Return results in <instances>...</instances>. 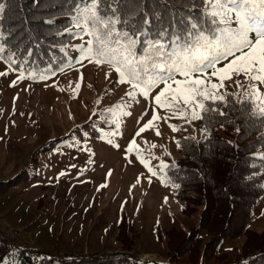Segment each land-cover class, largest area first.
<instances>
[{
    "label": "rangeland",
    "instance_id": "rangeland-1",
    "mask_svg": "<svg viewBox=\"0 0 264 264\" xmlns=\"http://www.w3.org/2000/svg\"><path fill=\"white\" fill-rule=\"evenodd\" d=\"M69 57L77 61L81 53L74 50ZM0 72L7 73L0 75V245L25 248L37 257H88L123 253L131 238V253L140 262L168 264L169 237L161 233L187 234L198 226L199 212L183 214L160 164L180 158L177 141L190 136L201 119L158 120L161 135L151 128L135 136L151 119L153 101L127 97L130 86L116 83L117 74L107 65L85 60L43 80L27 78L32 72H23L26 78L20 80L22 71L0 60ZM225 87L243 98L244 88L229 81ZM133 138L156 175L136 157L137 149L127 152ZM261 177L264 187V172ZM125 223L130 232L121 231ZM247 228L264 231V195ZM10 232L15 239L5 238ZM191 238L185 264L231 261L245 242L243 235L224 240L208 261L202 249L211 234L200 229Z\"/></svg>",
    "mask_w": 264,
    "mask_h": 264
},
{
    "label": "trees",
    "instance_id": "trees-1",
    "mask_svg": "<svg viewBox=\"0 0 264 264\" xmlns=\"http://www.w3.org/2000/svg\"><path fill=\"white\" fill-rule=\"evenodd\" d=\"M0 3L4 5L0 29L6 33V43L15 53L16 63L11 65L15 71L48 78L77 64L69 55L81 45L86 46L89 37L73 28L71 18L90 0H0ZM139 7L143 11L132 16L130 23L139 26L144 13L148 14L150 23L142 40L156 39L161 28L170 34L176 31L183 37L188 18H200L198 9L190 11L179 4L173 7L165 0H143ZM49 20L53 23H48ZM66 28H73L72 33L66 32ZM145 46L141 44L138 51ZM4 55L3 61L9 65L8 52ZM204 116L191 129L190 136L177 141L180 158L166 159L169 167L165 168L163 177L167 185L175 188V198L183 204V214L199 212L198 226L187 234L177 235L174 229L161 233L162 237H169L168 264L187 263L183 256L192 250L191 237L200 229L211 234L202 249V257L208 261L224 240L243 235L241 253L231 261L220 258L214 264H264V231L257 233L247 228L255 206L264 195L261 177L264 119L251 115L250 106L238 103L236 97H229L227 104H218L216 111ZM126 223L127 228L121 231L127 233L131 230ZM133 243L130 238L123 253L39 258L25 248L0 245V264H153L142 263L131 253Z\"/></svg>",
    "mask_w": 264,
    "mask_h": 264
},
{
    "label": "snow or ice",
    "instance_id": "snow-or-ice-1",
    "mask_svg": "<svg viewBox=\"0 0 264 264\" xmlns=\"http://www.w3.org/2000/svg\"><path fill=\"white\" fill-rule=\"evenodd\" d=\"M142 2L90 0L71 18L73 28L80 29L89 37L86 46L79 48L81 58L77 60L78 63L83 64L87 60L97 67L107 65L117 74L116 83L130 86L125 95L132 100L137 95L146 100L151 97L153 115L135 136L151 128L156 129L157 136L161 135L155 124L158 120L167 122L177 118L191 123L204 119V114L216 111L218 104H227L229 97H236L238 103L250 106L251 115L264 119V0H185L184 3L165 0L173 7L179 4L190 11L198 9L200 18H188L186 35L183 37L176 31L170 34L166 28H161L153 40L141 39L147 36L150 23L147 13H144L139 26L130 23L132 16L143 11L139 7ZM102 4L107 6L102 7ZM3 11L4 5L0 3V14ZM155 15L159 18L158 13ZM48 23L53 21L49 20ZM73 28H66L65 31L72 33ZM6 41V33L0 29V60H4V54L8 52L7 61L11 66L16 63L15 53L11 52ZM141 44L146 46L138 51ZM0 75L7 73L0 72ZM110 76V72L105 73L106 79ZM214 77L217 82H213ZM25 78L23 72L18 76L20 80ZM27 78L35 79L36 76L30 73ZM39 79L46 77L40 75ZM80 79L83 80V76ZM226 81L236 88H244L243 98L227 91ZM12 83L14 86L16 81ZM160 85L163 87L160 88ZM79 87L77 84L76 88ZM157 88L160 90L152 96ZM119 107L123 109L126 105ZM157 109L169 115L162 117ZM122 114L131 115V112L124 111ZM218 114L224 115L223 112ZM169 127L173 131L179 130L174 124H169ZM107 142L113 143L112 140ZM134 149H137L136 157L140 162L156 175L138 150L135 138L127 152ZM160 167L165 169L169 165L161 161Z\"/></svg>",
    "mask_w": 264,
    "mask_h": 264
},
{
    "label": "built area",
    "instance_id": "built-area-1",
    "mask_svg": "<svg viewBox=\"0 0 264 264\" xmlns=\"http://www.w3.org/2000/svg\"><path fill=\"white\" fill-rule=\"evenodd\" d=\"M16 236L17 235H15V234L10 232L9 234H7V236H5V238L8 239V240H13V239L16 238Z\"/></svg>",
    "mask_w": 264,
    "mask_h": 264
},
{
    "label": "bare ground",
    "instance_id": "bare-ground-1",
    "mask_svg": "<svg viewBox=\"0 0 264 264\" xmlns=\"http://www.w3.org/2000/svg\"><path fill=\"white\" fill-rule=\"evenodd\" d=\"M16 235V234H15Z\"/></svg>",
    "mask_w": 264,
    "mask_h": 264
}]
</instances>
